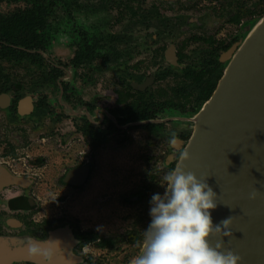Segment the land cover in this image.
<instances>
[{
	"label": "flooded vegetation",
	"instance_id": "af4514ba",
	"mask_svg": "<svg viewBox=\"0 0 264 264\" xmlns=\"http://www.w3.org/2000/svg\"><path fill=\"white\" fill-rule=\"evenodd\" d=\"M235 9L226 19L217 17L224 20L226 27H187L184 31H171L182 35L171 40L165 36L169 30L160 27L150 35L148 28L139 31L131 43L129 68L125 67L126 72L120 71L116 77L113 106L108 109L85 100L75 87L63 81L65 69L89 67L97 59L106 61L103 53L88 42V33L80 35L81 45L74 46L75 53L68 64H53L47 73L43 71L32 81L1 77L0 248L23 249L28 238L54 237L59 241L56 238L63 233L64 241H59L60 260L65 263L60 264H101L122 242L135 241V233L110 234V230L99 228L96 223L95 227H85L88 225L73 211H80L76 208L81 204V212L88 213L94 199L89 195L78 200L77 197L87 190L93 175L104 176L97 170V151L112 142L123 145L126 140H120L118 134L123 133L124 137L130 130L158 133L170 125L172 131L179 130L175 142L173 137L169 141L171 148L164 161V166L175 167L185 140L190 138L184 131L193 130V124L187 125L186 121L211 97L227 54L238 40L231 26L251 18L244 15L251 9L247 6L240 22H232ZM131 13L136 15L132 5ZM80 54L83 60L76 64ZM3 61L10 62L7 58ZM94 70L101 69L97 65ZM52 84L57 85L54 103L48 100V93L52 92H47ZM131 116L135 119L131 120ZM65 119L71 121V131L62 134L67 129L63 126ZM46 195L51 196L49 205L39 202V197ZM59 196L60 202L68 200L66 204L76 201V208L59 205ZM146 198L144 189L124 196L123 200L125 205L132 206ZM103 204L104 201L99 207ZM81 216L85 218L86 214ZM89 249L99 252L100 259H94Z\"/></svg>",
	"mask_w": 264,
	"mask_h": 264
},
{
	"label": "rangeland",
	"instance_id": "374dc122",
	"mask_svg": "<svg viewBox=\"0 0 264 264\" xmlns=\"http://www.w3.org/2000/svg\"><path fill=\"white\" fill-rule=\"evenodd\" d=\"M102 3V0H67V3L60 1L48 18L47 49L38 52V55L43 57L42 66H35L28 60L9 62L0 58V79L9 76L32 81L35 80L34 77L42 76L53 64H68L75 53L74 46L81 45L80 35L87 36L85 33H88L90 36H87L88 42L92 48L99 49L103 53L106 61L97 59L89 67L84 65L76 70L65 69L63 81L75 87L85 100L96 103L100 108L108 109L113 106L116 77L125 67L129 68L133 49L131 43L138 37L139 31L148 28L147 34L150 35L155 34L157 27H160L161 30H169L168 35L165 36L171 40L174 37H181L182 35L176 36L174 33L177 30L180 32V29L184 31L187 27L207 29L226 27L222 19L229 17L231 15L229 12L233 11L235 6L241 7L242 11L248 6L255 12L264 7V0H133L131 5L133 12L136 13L134 16L130 11L125 13V9L119 3L112 2L104 6ZM23 6L22 3L7 4L0 1V15L15 12ZM218 16L222 19H218ZM190 19L195 22L194 25L193 23L191 25ZM259 19L260 16L255 14L252 18H244L243 24L231 26L232 33L238 37L234 42L235 49L244 40L253 21ZM171 31L174 33L172 34ZM114 54L116 57L113 56ZM227 63L228 61L219 72L218 78L223 75ZM97 65L101 69L100 72L94 70ZM56 87L57 85L52 84L47 90L52 92L51 95L48 93V100L52 103L58 97ZM70 122L65 119L63 126L67 129L62 134L71 131ZM186 124L191 125L192 122L186 121ZM189 130L184 132L191 136L192 130ZM175 133L178 134L179 130L172 131L171 125L166 129L164 127L163 131L160 130L158 133L130 130L124 134V137L123 133L118 134L120 140H126L123 145L112 142L97 151L96 159H100V166L95 159L93 164L95 168L98 165L97 170L100 174L103 173L104 179L102 176L93 175L87 190L77 197L78 200L89 195L90 199H94L88 207L90 209L88 213L81 212V204L76 208V201H71L72 205L66 204L68 200L60 202L62 196L57 198L59 205L80 209L73 211V214L81 218V221L88 225H84L87 228L96 223L99 228L110 230V234L120 232L136 234L133 237L134 242H122L118 250H111L109 255L100 261L101 264H130L133 257L139 253L136 244L142 239L143 231L150 223L151 197L156 193L163 194L164 188L160 185L163 182L162 178L173 168L164 166V161L170 152L169 141ZM60 136L62 137L61 134ZM187 141L188 139L184 143ZM91 155L93 157V154ZM144 189L147 192L144 201L132 206L125 205L124 196ZM39 198L40 203L45 202L49 205L51 196ZM102 201L104 206L99 207ZM96 205L98 211H95ZM81 214H86L85 218ZM91 251L94 259H100L99 252Z\"/></svg>",
	"mask_w": 264,
	"mask_h": 264
},
{
	"label": "water",
	"instance_id": "95a60500",
	"mask_svg": "<svg viewBox=\"0 0 264 264\" xmlns=\"http://www.w3.org/2000/svg\"><path fill=\"white\" fill-rule=\"evenodd\" d=\"M249 29L227 54L211 97L188 119L193 130L180 154L190 159L179 156L175 167L184 165L217 194L214 225L231 217L224 249L241 264H264V15ZM209 243L215 246L217 238ZM13 262H27L25 249L1 247L0 264Z\"/></svg>",
	"mask_w": 264,
	"mask_h": 264
},
{
	"label": "clouds",
	"instance_id": "9594fccd",
	"mask_svg": "<svg viewBox=\"0 0 264 264\" xmlns=\"http://www.w3.org/2000/svg\"><path fill=\"white\" fill-rule=\"evenodd\" d=\"M175 139L173 134L172 142ZM180 159L188 161V152ZM162 180L164 192L151 197L150 223L130 264H241L238 254L224 249V238L232 236L231 217L213 224L211 213L218 197L206 180L184 165L167 172ZM213 237L215 246L209 243ZM24 249L28 264H57L62 259L59 241L28 238Z\"/></svg>",
	"mask_w": 264,
	"mask_h": 264
},
{
	"label": "trees",
	"instance_id": "16d2710c",
	"mask_svg": "<svg viewBox=\"0 0 264 264\" xmlns=\"http://www.w3.org/2000/svg\"><path fill=\"white\" fill-rule=\"evenodd\" d=\"M7 4H20L24 6L18 8L15 12L6 15H0V58L10 61H21L29 59L32 64L37 63L42 66L43 57L38 55L39 51H45L48 43L46 42V33L48 30V18L54 12L56 6L61 1L67 3V0H0ZM103 6L106 4L119 3L126 12H131V0H102ZM258 12L251 9L246 10L244 14L242 9L237 7L231 21L238 24L243 16L251 18L258 14L264 15V7L257 9ZM253 21L252 24H254ZM81 54L76 58V64L81 62ZM134 120L135 117H129ZM107 139V138H106ZM94 143V141H93Z\"/></svg>",
	"mask_w": 264,
	"mask_h": 264
},
{
	"label": "bare ground",
	"instance_id": "6f19581e",
	"mask_svg": "<svg viewBox=\"0 0 264 264\" xmlns=\"http://www.w3.org/2000/svg\"><path fill=\"white\" fill-rule=\"evenodd\" d=\"M58 236H59V238H56V239L59 240V241H62V242H63V241H64V238H63V237H64V234L61 233V235L58 234ZM60 236H61V238H60ZM61 239H62V240H61ZM55 241H56V240H55Z\"/></svg>",
	"mask_w": 264,
	"mask_h": 264
}]
</instances>
